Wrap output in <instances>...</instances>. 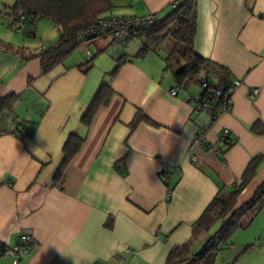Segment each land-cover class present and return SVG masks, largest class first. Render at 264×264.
Listing matches in <instances>:
<instances>
[{
    "label": "crops",
    "instance_id": "crops-1",
    "mask_svg": "<svg viewBox=\"0 0 264 264\" xmlns=\"http://www.w3.org/2000/svg\"><path fill=\"white\" fill-rule=\"evenodd\" d=\"M111 2L106 16L162 19L174 0ZM196 3L195 51L227 68L230 80L241 81L228 110L216 118L196 108L199 84L177 86L165 69L169 50L161 47L163 42L121 65L110 81L114 94L86 129L81 116L99 84L120 55L134 56L140 38L116 47L107 58L99 53L109 36H99L46 74L39 57L28 58L36 50L0 39V96L21 93L31 78L34 91L49 104L30 136L0 134V264H13L4 249L14 246L21 233L32 245L16 264H166L175 246L190 241L197 250L202 245L208 232L193 239L192 223L218 192L217 182L231 185L252 157L264 156V0ZM92 44L99 52L84 71L78 65L89 60ZM252 87L259 88L254 96ZM16 110L25 119L36 118L24 103ZM137 111L146 119L133 125ZM258 120L256 132L251 127ZM223 129L234 141L217 154L212 147ZM199 132L202 142L195 141ZM70 133L86 135L85 141L55 182ZM163 163L171 167L168 176L160 175ZM262 181L264 158L235 208ZM256 220L264 221V208L250 225ZM260 231L255 227L247 237L233 233L230 249L254 245L232 264H264Z\"/></svg>",
    "mask_w": 264,
    "mask_h": 264
},
{
    "label": "trees",
    "instance_id": "trees-1",
    "mask_svg": "<svg viewBox=\"0 0 264 264\" xmlns=\"http://www.w3.org/2000/svg\"><path fill=\"white\" fill-rule=\"evenodd\" d=\"M111 7V0H13V3L7 6L5 24L17 30L14 24L23 21L25 27L19 31L33 36L35 24L39 19H48L52 22L58 32L57 39L28 55V58H40L41 72L46 74L56 65L63 63L81 44H89L94 38L102 35L109 36L110 39L109 32L100 34L90 32L89 29L99 20L110 16L104 14ZM196 17V0H174L173 8L164 18L156 19L154 17L151 23L136 29L135 37L140 38L141 46L132 57L126 54L120 55L114 68L105 75L99 84L81 116V122L86 129L90 126L96 111L101 106H106L114 94L110 81L117 74L121 65L131 61L133 57L143 56L148 51L157 50L167 37L172 38L173 44L164 57L165 69L172 71L177 86L185 87L190 83L200 86L206 82L207 85L201 89V95L207 98L213 106L218 103L220 97L215 95L214 90L217 87L225 88L230 83V73L224 66L195 51ZM120 46L124 47L126 44ZM5 48L11 49V46L5 45ZM14 51L21 53L23 48H17ZM98 52L99 50L96 49L84 66L78 65V67H82L84 71L89 69L92 66L93 55ZM112 53L113 51L109 54ZM31 83L32 79L29 78L27 87L21 93L11 92L6 96H0V134H13L20 138L30 136L34 126L45 114L49 104L34 91ZM20 103H24L28 109H33L36 118L25 119L20 115L16 110V106ZM141 119L146 118L142 112L137 111L132 121L133 125ZM258 126H260L259 120L251 128L258 132ZM260 131H264V127H261ZM85 137L86 135L75 133L67 135L62 146L61 162L53 174L55 182L61 180L67 164L79 151ZM229 146L230 144L223 150ZM262 158L264 156L261 154L252 157L240 178L231 185L217 182L218 192L201 215L192 223V238L208 232L217 222H220V226L205 239L197 250H192L190 241L175 246L168 253L166 264L215 263L221 244L228 245L233 233L240 227H247L255 215L264 208V181L249 199L235 208L238 194L253 179ZM170 173L171 171L168 170L164 175L168 176ZM160 175L162 174L160 173ZM253 245L254 243H250L243 246L234 261Z\"/></svg>",
    "mask_w": 264,
    "mask_h": 264
},
{
    "label": "built area",
    "instance_id": "built-area-1",
    "mask_svg": "<svg viewBox=\"0 0 264 264\" xmlns=\"http://www.w3.org/2000/svg\"><path fill=\"white\" fill-rule=\"evenodd\" d=\"M154 20V16L152 14L144 15V16H113L110 15L98 21L96 25L90 28V32L94 33H110V39L106 50L108 53H111L116 47L120 45L127 44L128 41L136 36V29L142 27L148 23H151ZM14 27L17 30L23 29L24 22L18 21L14 24ZM91 52L88 51V55L91 56ZM241 84L239 79H233L230 83L225 87H217L214 90L216 96H219V101L214 106L210 104L207 98L201 95V89L205 87L207 84L203 82L200 85V92L194 97L195 106L198 109L206 110L211 118H216L220 114L226 112L231 103V95L234 89ZM178 87H175L170 90V93L174 95L177 91ZM259 91V88L252 87L250 89V95L254 96ZM196 142L203 141V135L199 132V134L195 138ZM234 138L231 137V134L228 129H223L219 136V141L216 146H213L212 149L215 153L219 154L221 152V147H226L227 145L233 143ZM171 167L167 164H162L160 173L164 176V173L170 170ZM32 245V241L30 237L26 233H21L17 243L14 246L6 247L4 250V254L8 257L12 258L13 264H16L18 260L22 257L24 253L30 251V247ZM98 264V263H93Z\"/></svg>",
    "mask_w": 264,
    "mask_h": 264
},
{
    "label": "rangeland",
    "instance_id": "rangeland-1",
    "mask_svg": "<svg viewBox=\"0 0 264 264\" xmlns=\"http://www.w3.org/2000/svg\"><path fill=\"white\" fill-rule=\"evenodd\" d=\"M13 3V0H0V39L1 38H10L14 45H26L30 49L39 50L42 47L47 46L48 44L54 42L57 39V31L56 28L53 26L52 22L48 19H39L34 27V35H26L24 32L15 30L13 28L8 27L5 24V15H6V9L7 6L11 5ZM96 39V38H94ZM93 39V40H94ZM84 45H89L88 43H83ZM173 44V40L171 37H167L164 41V44L161 46L162 48L169 50ZM82 45V44H81ZM16 47V46H14ZM19 47V46H17ZM90 47L93 49V53L95 52L96 48L92 44ZM84 48L83 46L77 48L78 51H82ZM99 54H105L107 55V58H109V53L106 50H102ZM112 69V68H111ZM253 220V219H252ZM249 223V225L252 223ZM259 220V219H258ZM254 221L252 225H247L248 227L238 228L237 231V237L240 235H243L244 237H247L248 233L253 230V228L256 227L257 230L261 229L260 231V238L259 243L264 244V221ZM260 222V224H259ZM219 223H216L212 226V228L208 231L207 237L212 235L216 229L218 228ZM259 243L257 242V247L259 246ZM261 245V244H260ZM241 247H236L235 249H230V245L227 246L225 244H221L220 251L215 258V261H218L219 264H232L234 262L235 256L240 251ZM258 251H255L253 254H256Z\"/></svg>",
    "mask_w": 264,
    "mask_h": 264
}]
</instances>
